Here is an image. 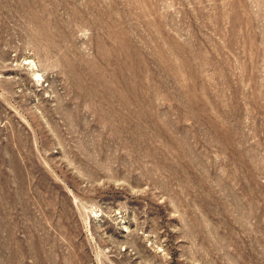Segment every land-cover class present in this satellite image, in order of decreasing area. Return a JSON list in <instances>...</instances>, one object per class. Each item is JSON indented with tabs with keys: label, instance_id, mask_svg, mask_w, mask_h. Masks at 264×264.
<instances>
[{
	"label": "rangeland",
	"instance_id": "rangeland-1",
	"mask_svg": "<svg viewBox=\"0 0 264 264\" xmlns=\"http://www.w3.org/2000/svg\"><path fill=\"white\" fill-rule=\"evenodd\" d=\"M0 264H264V0H0Z\"/></svg>",
	"mask_w": 264,
	"mask_h": 264
}]
</instances>
